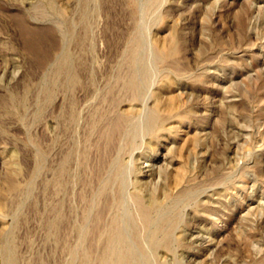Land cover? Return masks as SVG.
<instances>
[{"label": "rangeland", "instance_id": "1", "mask_svg": "<svg viewBox=\"0 0 264 264\" xmlns=\"http://www.w3.org/2000/svg\"><path fill=\"white\" fill-rule=\"evenodd\" d=\"M112 218L122 264H264V0H0V264H115Z\"/></svg>", "mask_w": 264, "mask_h": 264}, {"label": "bare ground", "instance_id": "2", "mask_svg": "<svg viewBox=\"0 0 264 264\" xmlns=\"http://www.w3.org/2000/svg\"><path fill=\"white\" fill-rule=\"evenodd\" d=\"M28 31V30H27ZM129 83V82H128ZM127 83V84H128ZM130 85V84H129ZM128 85V86H129ZM122 120H123V116H122V114L120 115H118L116 118H115V120H113V122H111L110 123V125L108 126V131L105 133V136H106V139H107V143L108 142H110V143H112L111 142V140H112V138H113V134H114V132L115 131H117L118 132V130H117V128L119 127V125H120V123H122ZM100 131H101V129H100ZM103 134H104V132H103ZM115 138V137H114ZM113 138V139H114ZM105 140V139H104ZM99 143V142H98ZM79 144V143H78ZM103 144V143H102ZM101 145V144H100ZM104 145V144H103ZM110 146H111V144H110ZM109 146V147H110ZM100 147V146H99ZM107 147V146H106ZM103 148V147H102ZM101 150H103V149H101ZM107 150V149H106ZM103 152V151H102ZM104 155V154H103ZM102 155H100V157H101ZM84 159H86V153H84ZM97 160V159H96ZM105 161H106V159H105ZM64 162V161H63ZM68 162V161H67ZM112 162V161H111ZM84 163V162H83ZM101 164V163H100ZM113 164V163H112ZM97 165V164H96ZM106 165V164H105ZM114 166H116V163H115V165ZM103 166H102V164H101V168H102ZM116 168V167H115ZM101 170V169H100ZM96 172H97V170H95ZM103 171V170H102ZM70 172V171H69ZM96 172H95V174H96ZM100 172V171H99ZM62 173H64V172H62ZM59 176V175H58ZM64 176V175H63ZM93 176V175H92ZM95 178V177H94ZM61 179V178H60ZM90 180H92V179H90ZM106 181V180H105ZM87 182V181H86ZM8 183H9V181H8ZM100 184V183H99ZM12 186V185H11ZM10 186V187H11ZM16 186V185H15ZM14 186V187H15ZM108 186V185H107ZM107 186H103V188L102 189H100V191H97L96 193V195H102L103 193H104V187H107ZM13 189V188H12ZM107 192V189H106V191H105V193ZM114 193V192H113ZM86 194V193H85ZM81 196V195H80ZM83 196V195H82ZM102 196H104L105 197V195L103 194ZM106 196H108V195H106ZM109 196L110 197H112L110 194H109ZM126 196V195H125ZM101 197V196H100ZM109 197V198H110ZM113 197H114V195H113ZM84 199V198H83ZM82 199V200H83ZM107 199V197L105 198V200H104V202H102L103 204H107V201H110V200H106ZM97 200V199H96ZM99 200L101 201V199L99 198ZM116 200V199H115ZM102 201H103V198H102ZM111 202V201H110ZM134 202L136 203V206H137V208H138V210H139V212H140V214H141V217L142 218H144L145 219V216L147 215V211H148V205H146L143 201H142V199L140 198V196L138 195V194H135L134 195ZM111 203H113V202H111ZM99 204V203H98ZM100 205V204H99ZM98 205V206H99ZM55 207H57V206H55ZM101 207V206H100ZM99 207V209H97V211H96V214H95V218H94V223H93V227H92V229H97V227H98V225H100L99 223L101 222V220H102V218H103V211H102V209L101 208H103V207H101L100 208ZM53 210H55V209H53ZM106 210V209H105ZM54 212H56V211H54ZM107 214V213H106ZM92 216V215H91ZM58 218H59V215L57 216ZM113 217V216H112ZM56 218V217H55ZM57 218V219H58ZM52 221V220H51ZM55 221V220H54ZM56 222V221H55ZM53 225V224H52ZM58 225V224H57ZM56 225V226H57ZM115 225H116V220L114 219V218H112L110 221H108V223L106 224V226L103 228L104 229V231H105V234H107V236L106 237H108L107 239H108V245H109V251H108V254H106L104 251V253L101 251V254L99 255V257H98V259L100 260L99 262L101 263L104 259H107L108 258V260H112V261H114L115 262V264H122L123 263V259H124V256H121V252H112V250L110 249L111 247H112V241L115 239V233H116V227H115ZM53 229V228H52ZM55 229V228H54ZM91 229V228H90ZM99 229V228H98ZM102 229H100V231H101ZM91 231V230H90ZM103 232V231H102ZM54 233V232H53ZM92 233V232H91ZM104 233V232H103ZM55 239H56V237H54ZM99 238V237H98ZM63 241V240H62ZM93 250V249H92ZM108 250V249H107ZM85 251V250H84ZM83 251V252H84ZM91 252V251H90ZM95 253V252H94ZM89 253H87L86 252V255H84V256H82V257H84V258H87V257H89V255H88ZM93 254V253H92ZM96 256V255H95ZM107 257V258H106ZM83 258V259H84ZM97 258V257H96Z\"/></svg>", "mask_w": 264, "mask_h": 264}]
</instances>
